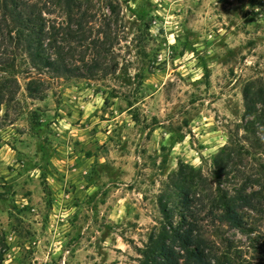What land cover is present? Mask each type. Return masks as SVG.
<instances>
[{"label":"rangeland","instance_id":"1","mask_svg":"<svg viewBox=\"0 0 264 264\" xmlns=\"http://www.w3.org/2000/svg\"><path fill=\"white\" fill-rule=\"evenodd\" d=\"M80 3L94 76L44 73L31 98L25 56L0 43L19 85L0 108L1 264H138L173 172L209 178L241 135L244 88L264 87V0Z\"/></svg>","mask_w":264,"mask_h":264},{"label":"trees","instance_id":"2","mask_svg":"<svg viewBox=\"0 0 264 264\" xmlns=\"http://www.w3.org/2000/svg\"><path fill=\"white\" fill-rule=\"evenodd\" d=\"M84 25L80 0H0V43L25 56L28 96L42 98L44 73L78 78L100 70V41L85 36ZM77 46L85 53L75 58ZM87 51L96 56L91 66ZM0 67L7 74L0 80L1 108L14 101L19 85L13 64L0 58ZM243 102L241 135H229L214 155L210 177L184 164L173 172L171 194L158 201L160 226L138 250V264H264V111L258 109L264 87H245Z\"/></svg>","mask_w":264,"mask_h":264}]
</instances>
